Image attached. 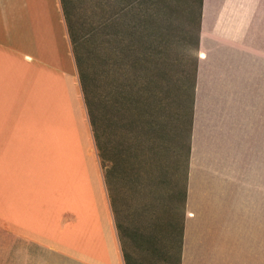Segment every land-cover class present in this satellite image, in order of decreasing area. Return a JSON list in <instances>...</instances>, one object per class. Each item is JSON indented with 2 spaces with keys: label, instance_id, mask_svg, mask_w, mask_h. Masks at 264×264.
<instances>
[{
  "label": "crops",
  "instance_id": "obj_1",
  "mask_svg": "<svg viewBox=\"0 0 264 264\" xmlns=\"http://www.w3.org/2000/svg\"><path fill=\"white\" fill-rule=\"evenodd\" d=\"M193 33L183 175L103 203L60 1L0 0V264H264V0H200Z\"/></svg>",
  "mask_w": 264,
  "mask_h": 264
},
{
  "label": "trees",
  "instance_id": "obj_2",
  "mask_svg": "<svg viewBox=\"0 0 264 264\" xmlns=\"http://www.w3.org/2000/svg\"><path fill=\"white\" fill-rule=\"evenodd\" d=\"M59 1L93 145L108 196L111 183L115 181L112 170L121 162L125 167L119 173L125 174L132 170L134 174L132 178H140L149 172L164 171L166 177L178 179L181 165L177 159L182 147L180 133L183 132L185 152L181 175L187 161V127L191 111L194 58H191V67L188 71L187 95L184 94L185 86L179 88L183 91V98L187 96L185 106L183 99L179 102L173 95L172 84L163 66L162 24L160 22H157V25L151 24L152 28L148 29L147 45L136 52L135 59H131V62L125 60L124 68L116 69L112 66L108 74L101 75L103 93L92 97L76 48V39L68 23L65 0ZM199 4L200 0L198 8ZM94 98H99L96 106H101V110L97 109V112L94 109ZM130 155L135 156L133 161L126 160ZM119 158L123 160L120 163ZM169 169L174 171L173 176H167Z\"/></svg>",
  "mask_w": 264,
  "mask_h": 264
},
{
  "label": "rangeland",
  "instance_id": "obj_3",
  "mask_svg": "<svg viewBox=\"0 0 264 264\" xmlns=\"http://www.w3.org/2000/svg\"><path fill=\"white\" fill-rule=\"evenodd\" d=\"M197 5L198 0H65L68 23L76 39L89 94L96 97L103 93L101 75L108 74L112 66L116 69L124 68L125 60L131 62V59H135L136 52L147 45L151 24L157 25L160 22L163 34V66L172 84L173 95L179 102L183 99L186 106L187 96H183L187 95L188 90ZM74 69L77 75L76 66ZM182 86H185L184 94L179 90ZM78 93L77 130L85 142L87 173L96 179V184H103L81 91ZM97 99L99 98H94L96 112L97 109L101 110L100 105L96 106ZM184 135V132L180 133L182 147L177 159L181 165L180 174L185 152ZM126 158L127 161H133L135 156ZM118 161L120 163L123 160L119 158ZM121 163L112 170L115 181L134 176L128 168L127 173H119L125 167ZM173 173V170H167V176H173ZM102 201H106L104 184Z\"/></svg>",
  "mask_w": 264,
  "mask_h": 264
}]
</instances>
